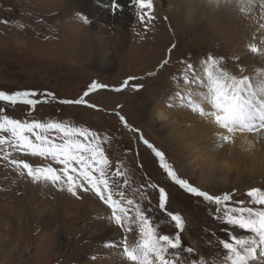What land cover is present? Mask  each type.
<instances>
[{
    "label": "rangeland",
    "instance_id": "1",
    "mask_svg": "<svg viewBox=\"0 0 264 264\" xmlns=\"http://www.w3.org/2000/svg\"><path fill=\"white\" fill-rule=\"evenodd\" d=\"M80 1L88 6L96 2L101 11L87 12ZM127 1L129 16L121 10L115 14L109 11L111 0H0V91L32 89L54 93L57 100H75L92 81L115 88L135 77L130 83L143 86L139 91L95 90L85 97L94 108L57 101L39 104L31 111L25 105L2 101L0 107L13 119H56L107 136L106 155L114 169L119 161L125 172L113 181V191L124 190L126 198L141 203L161 234L179 231L167 213L180 214L185 222L181 247H192L197 260L219 264L225 255L219 241L231 242L229 232L238 236L250 233L216 218L215 205L171 182L140 136L165 154L181 178L211 195L235 193L234 201L247 200L248 189H264V151H255L258 144L244 148L238 160L234 142L227 143L228 169H219L211 163L222 161L211 145L200 149L193 145L197 151L190 153L168 135L166 125L171 110L179 104L171 98L172 80L184 83L178 77L187 63L203 75L202 61L212 55L223 58L222 66L237 76L264 72V16L253 13L252 1L250 6L238 3L228 8L227 15L217 11L202 18L204 27L200 28L184 17L186 0H152L154 19L144 24ZM205 1L196 3L204 6ZM234 10L241 13L239 18L233 15ZM84 17L88 23L83 22ZM253 47L257 53L250 51ZM117 111L139 132L124 128ZM187 126L193 125L186 123L182 128ZM0 135L10 138L8 133ZM3 156L0 151V264H129L122 257V246L105 244L125 235L133 243L138 229L125 234L110 220L111 210L93 193L80 192L77 198L51 183H33ZM10 159L27 161L33 167H60L19 151L11 152ZM149 183L165 188L168 199L164 210L159 208L158 190L147 188Z\"/></svg>",
    "mask_w": 264,
    "mask_h": 264
},
{
    "label": "snow or ice",
    "instance_id": "2",
    "mask_svg": "<svg viewBox=\"0 0 264 264\" xmlns=\"http://www.w3.org/2000/svg\"><path fill=\"white\" fill-rule=\"evenodd\" d=\"M212 2V0H210ZM118 0H111L110 11L115 14L121 10ZM137 18L147 24L154 19L152 0H130ZM88 23L87 17L83 18ZM7 23V21H5ZM257 53V47L250 49ZM223 58L208 55L202 61V73L192 63H187L179 79L185 85L196 83L202 90L195 95L188 92L187 97L177 92L181 100L187 98L189 108L194 113L211 118L226 134L219 135L223 142H234L231 134L236 131H245L264 137V72L256 76L241 74L234 75L222 66ZM168 61L165 60L164 64ZM135 77H128L119 87L92 81L83 95L75 100H57L54 93L39 90H17L12 93L0 91V101L16 106L25 105L34 110L42 103L57 101L60 104L87 105L85 97L95 90L122 91L131 88L139 91L143 86L135 83ZM208 105L210 110H206ZM120 107V106H117ZM5 109L0 107V133H8L10 138L0 135V151L4 152L3 159L9 160L17 173L27 176L33 183H51L58 190H66L69 194L79 198L80 192H91L111 210L110 220L121 227L125 234L138 229V239L129 243L127 237L116 242H108L105 246L120 248L122 257L129 264H207L204 259L193 255L192 247L182 248L181 233L185 222L180 214L167 213L175 222V234H161L158 227L152 223V218L145 214L141 203L126 198L124 190L113 191V181L117 177H124L121 162L117 161L115 169L113 162L106 155L104 145L108 142L107 136L88 127L75 126L67 121L50 119L47 122L38 120H20L10 118L4 114ZM120 124L133 132L139 129L132 128L125 116L119 111L115 113ZM141 141L154 154L159 167L167 178L180 189L193 197L202 198L206 203L215 205V215L223 219L224 223L238 227L250 235H235L228 233V240L221 239L219 244L225 252L219 264H264V189L252 187L247 190V200H235V193L211 195L208 191L193 186L189 180L181 178L174 170L173 165L165 159V154L154 147L147 139L140 136ZM22 152L33 157L51 160L60 167L36 166L33 167L24 160L10 159L11 152ZM114 169V170H113ZM129 181L124 180L127 186ZM119 187V185H116ZM147 188L157 189L159 208L165 209L168 199L164 187L149 183ZM118 196L119 199L115 198ZM144 192H140L143 199ZM233 203L238 206H233ZM96 257H92L95 259Z\"/></svg>",
    "mask_w": 264,
    "mask_h": 264
},
{
    "label": "bare ground",
    "instance_id": "3",
    "mask_svg": "<svg viewBox=\"0 0 264 264\" xmlns=\"http://www.w3.org/2000/svg\"><path fill=\"white\" fill-rule=\"evenodd\" d=\"M196 1H198V0H186V2L184 3L185 7H184V14L183 15L185 18H190L193 21H195V23L200 28L204 27V22H203L202 18H204L210 14H211L210 15V17H211L217 11L223 12L224 14L227 15L228 8L233 9L232 6L233 5L235 6L238 3L239 4L241 3V5L243 3V4L250 6L249 5L250 1H252L251 5H253V7H254L253 13H255L257 16L258 15H261L262 17L264 16V0H212V2H210V0H206L204 6L203 5L200 6L199 3L197 5ZM118 2L122 6L121 11L124 14V16L125 15L129 16L130 15V8H129L128 1L127 0H119ZM79 3L82 4V6L85 8V10L87 12L89 10L91 11L93 9L95 11H98V12L101 11V6L96 4V2L90 6H88V3H86V1L85 2L80 1ZM96 5L98 6V8ZM107 14H108L107 16H112V15H110V13H107ZM233 15L236 16L237 18H239V16H241V13H239L237 10H234ZM112 18H113V16H112ZM123 19H124V17H123ZM174 80L175 79L172 80L173 82L171 84V88H173V91H172L173 94H172L171 98H172L173 102H176V103L178 102L179 104H178V106H176L175 108H173L171 110L169 115L167 114L168 115V122L166 123V125L168 128V131H167L168 135L170 137H172V139L178 145H183L184 149L186 151H189L190 153L192 151L193 152L197 151V148H194V149L191 148V146H193V145L198 146L199 149L203 148L207 144L211 145L212 149H214V151L216 152L215 154H217V156H219L221 158L220 160H222L220 162L212 161L211 163H214L213 166H215V167L219 166V169L223 168V166H225V168L228 169L227 160L229 158H231L228 155V149H227V143H229V142H223V141L219 140V135L226 134V132L224 130L220 129L219 126L216 125L211 118H209L207 116H201V115H199V113L190 112L188 110V107H187L188 106L187 98L181 100L180 98H178L176 96V93L179 92V93H181L182 96L187 97L189 91H192L193 94L195 95V93L197 91H200L202 89L200 88V86L192 88L193 87L192 85H185L184 83L181 85H178L177 83H175ZM204 107L206 108V110H210L208 105H204ZM159 115H161L160 112H158V116ZM169 117L173 118V121H172V119H169ZM186 123H189V125L192 124L193 126L192 127L187 126L186 128H182L183 125ZM262 135H264V134H262ZM231 136H234V139H233V141H234L233 146H234V150H235L234 155H235L236 159H238V160L240 159V155H241L242 150L244 148L250 149V147L247 144H242V139H247V140L251 141L252 145L255 148H256V145L258 144V146H260V147L256 148L257 149V150H255L256 152L259 150H262V149L264 151V137H257L256 135L252 136L251 133H248L245 131H239V130L236 132H233L231 134ZM254 138L260 139L259 142H255ZM221 142H223V143H221ZM252 145H251V147H252ZM260 164H263V163L261 162ZM251 166L252 165L250 164L249 167H251ZM262 166L263 165H260L259 170L262 168ZM255 168L258 169L257 165ZM251 169H253V168H251ZM29 218H30V220L33 221L34 220V214L31 213L29 215ZM107 232H109V231H107Z\"/></svg>",
    "mask_w": 264,
    "mask_h": 264
},
{
    "label": "clouds",
    "instance_id": "4",
    "mask_svg": "<svg viewBox=\"0 0 264 264\" xmlns=\"http://www.w3.org/2000/svg\"><path fill=\"white\" fill-rule=\"evenodd\" d=\"M242 144H247L249 147H251L252 142L247 139H242Z\"/></svg>",
    "mask_w": 264,
    "mask_h": 264
}]
</instances>
